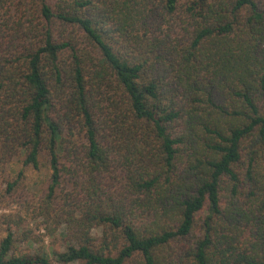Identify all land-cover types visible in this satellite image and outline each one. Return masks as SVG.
Wrapping results in <instances>:
<instances>
[{
  "label": "trees",
  "instance_id": "1",
  "mask_svg": "<svg viewBox=\"0 0 264 264\" xmlns=\"http://www.w3.org/2000/svg\"><path fill=\"white\" fill-rule=\"evenodd\" d=\"M42 167L0 264H264V0H0V198Z\"/></svg>",
  "mask_w": 264,
  "mask_h": 264
},
{
  "label": "rangeland",
  "instance_id": "2",
  "mask_svg": "<svg viewBox=\"0 0 264 264\" xmlns=\"http://www.w3.org/2000/svg\"><path fill=\"white\" fill-rule=\"evenodd\" d=\"M21 168L20 165H16L13 169L15 170L12 176L16 175L18 170ZM24 173V182L23 187H20L18 191L14 194L15 199L18 203H13L14 201L9 199V195H4L0 201L2 202L3 208L0 209V240L6 235V225L4 218H42L39 216V212L36 210L39 205L38 197H41L45 191L48 173L45 168L40 170H33L32 168H26L23 171ZM4 176L0 175V193L2 194L3 190L6 189V183L4 181ZM31 220V219H30ZM28 219V226L21 229V233L27 229H31L33 233V239L43 240L46 245L49 243V238L46 237V231L43 226H40V220L30 221ZM15 231V229H13ZM94 234L98 232H93ZM16 248L17 251L21 253L31 252L36 248V245H32V248L24 241L23 237L19 236L17 239Z\"/></svg>",
  "mask_w": 264,
  "mask_h": 264
}]
</instances>
